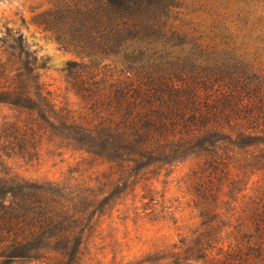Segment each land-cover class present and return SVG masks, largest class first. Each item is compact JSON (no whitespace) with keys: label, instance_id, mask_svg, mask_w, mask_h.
Wrapping results in <instances>:
<instances>
[{"label":"trees","instance_id":"1","mask_svg":"<svg viewBox=\"0 0 264 264\" xmlns=\"http://www.w3.org/2000/svg\"><path fill=\"white\" fill-rule=\"evenodd\" d=\"M59 10L82 50L118 55L127 33L125 79L77 92L78 114L40 88L17 86L5 103L37 113L68 147L110 164L111 188L196 163L194 247L181 242L179 252L141 264H264V0H93ZM18 40L6 39L23 52ZM253 178L259 189L246 199ZM108 201L93 190L37 186L17 245L82 264Z\"/></svg>","mask_w":264,"mask_h":264},{"label":"rangeland","instance_id":"2","mask_svg":"<svg viewBox=\"0 0 264 264\" xmlns=\"http://www.w3.org/2000/svg\"><path fill=\"white\" fill-rule=\"evenodd\" d=\"M92 1L0 0V264H60L31 242L17 245L27 235L23 220L34 188L50 183L109 196L82 264H141L159 253L179 252L181 242L185 250L193 248V234L201 232L191 189L194 161L162 167L136 187L111 188L110 164L68 147L37 113L5 103L14 99L10 91L17 86L40 88L50 92L58 109L78 114L84 103L77 92L93 91L90 84L104 78L125 79L132 46L127 33L118 55L96 53L80 49L79 34L59 20L65 4L83 7ZM8 35L20 38L24 53L10 49ZM257 181H250L246 199L257 194Z\"/></svg>","mask_w":264,"mask_h":264}]
</instances>
